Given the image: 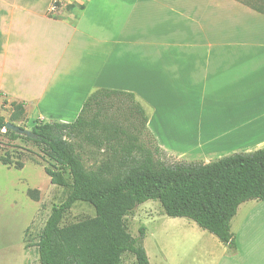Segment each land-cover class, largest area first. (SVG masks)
<instances>
[{
	"label": "crops",
	"instance_id": "1",
	"mask_svg": "<svg viewBox=\"0 0 264 264\" xmlns=\"http://www.w3.org/2000/svg\"><path fill=\"white\" fill-rule=\"evenodd\" d=\"M66 1L76 16H55L56 0H0V95L60 123L98 89L133 93L146 111L174 96L195 125L170 127L156 112L148 129L179 160L206 164L264 144V15L233 0ZM211 239L215 250L179 264H264V209L236 249Z\"/></svg>",
	"mask_w": 264,
	"mask_h": 264
},
{
	"label": "trees",
	"instance_id": "2",
	"mask_svg": "<svg viewBox=\"0 0 264 264\" xmlns=\"http://www.w3.org/2000/svg\"><path fill=\"white\" fill-rule=\"evenodd\" d=\"M236 1L264 15L259 0ZM148 122L145 108L133 93L98 89L74 122L37 123L32 129L37 139L6 131L13 140L35 143L53 163V170L45 169L51 183L69 188L66 200L53 208L40 235V264H124L128 254L136 264H150L142 246L144 230L136 239L126 222L148 201L160 202L167 216L187 218L236 249L233 218L242 204L264 201V148L206 164L168 165L161 158L167 153L155 144ZM6 123L0 117V130ZM146 136L155 143L146 144ZM73 139L111 151L119 167L110 160L98 168H87ZM1 160L4 165L12 164ZM16 168L23 169V164ZM79 202L91 205L95 217L61 226L65 214Z\"/></svg>",
	"mask_w": 264,
	"mask_h": 264
},
{
	"label": "rangeland",
	"instance_id": "3",
	"mask_svg": "<svg viewBox=\"0 0 264 264\" xmlns=\"http://www.w3.org/2000/svg\"><path fill=\"white\" fill-rule=\"evenodd\" d=\"M233 1L240 3L236 0ZM257 3L264 12V0H259ZM241 5L254 11L243 4ZM79 7L78 5H68L66 0H56L52 13L60 18L70 12L76 16ZM177 100L174 96L167 95L166 101L160 103L158 112L156 104L152 105L153 107L147 105L146 113L152 116L157 112V117L168 115L172 120L170 124L169 121H166V125L170 127L175 125L179 126V129H184L189 124L190 126L195 125L197 121L186 118L185 106L187 104H181ZM194 105L197 104H193L191 107L194 108ZM0 117H3L6 122L15 120L14 124L27 130H32L37 123L41 122L26 111L25 104L9 100L4 95H0ZM198 124L201 126L202 123L200 124L198 121ZM193 128H197V126ZM152 139L151 136H146V144L153 145L155 141ZM70 141L81 152L87 168H98L110 160L113 161L111 151L99 149L79 139ZM155 144L157 145V142ZM249 145H251L250 142L247 143V147ZM262 148H264V144L262 146L256 144L242 152H254ZM228 153L230 152L225 151L220 154L221 158L231 155ZM2 158L11 161L12 164L4 165ZM161 158L168 165L176 163L203 164L199 159L179 160L168 154L167 156L161 155ZM18 163L23 164V169L16 168ZM52 164L35 143L23 138L13 140L5 129L0 130V264H40L37 246L40 235L53 208L61 205L69 192V188L51 183L45 169L53 170ZM113 164L117 166L116 169L119 167V161H113ZM124 169L126 167L121 168L120 171ZM69 182H71L70 179ZM263 209L264 201H250L242 205L238 217L231 224L236 242L239 240V233L246 230L249 224L253 226L257 212ZM95 215V209L91 205L79 202L65 214L61 226L75 224L93 218ZM126 222L129 232L136 239L141 238V230H144V236L141 238L142 246L148 254L150 264H164L165 257L169 260L168 264H179V261H190V258L195 256L199 249L203 250L202 247L206 244L211 245L210 248H214V250L218 246L215 241L211 243L213 240L211 238L217 240L216 236L204 231L189 219L167 216L158 201H148L138 206L127 217ZM188 222L193 224L192 228H187L188 230L177 226ZM199 240L200 242H198ZM124 264H136V262L128 254L125 256Z\"/></svg>",
	"mask_w": 264,
	"mask_h": 264
},
{
	"label": "water",
	"instance_id": "4",
	"mask_svg": "<svg viewBox=\"0 0 264 264\" xmlns=\"http://www.w3.org/2000/svg\"><path fill=\"white\" fill-rule=\"evenodd\" d=\"M5 130L6 131L10 130V131L16 133L17 135L26 136V137L32 138V139L38 138V136H36L32 130L24 129V128H22L16 124H13L11 122L6 123Z\"/></svg>",
	"mask_w": 264,
	"mask_h": 264
}]
</instances>
